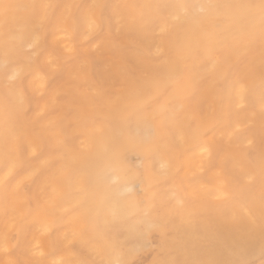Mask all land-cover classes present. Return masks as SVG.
<instances>
[{
    "label": "clouds",
    "instance_id": "1",
    "mask_svg": "<svg viewBox=\"0 0 264 264\" xmlns=\"http://www.w3.org/2000/svg\"><path fill=\"white\" fill-rule=\"evenodd\" d=\"M0 264H264V0H0Z\"/></svg>",
    "mask_w": 264,
    "mask_h": 264
}]
</instances>
